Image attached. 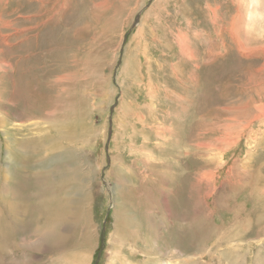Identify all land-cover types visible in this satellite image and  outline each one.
Here are the masks:
<instances>
[{"label":"rangeland","instance_id":"obj_1","mask_svg":"<svg viewBox=\"0 0 264 264\" xmlns=\"http://www.w3.org/2000/svg\"><path fill=\"white\" fill-rule=\"evenodd\" d=\"M0 90V184L1 169L21 179L19 216L0 192V264H264V0H0ZM75 187L78 223L33 248L36 202ZM242 191L259 217H233Z\"/></svg>","mask_w":264,"mask_h":264},{"label":"bare ground","instance_id":"obj_2","mask_svg":"<svg viewBox=\"0 0 264 264\" xmlns=\"http://www.w3.org/2000/svg\"><path fill=\"white\" fill-rule=\"evenodd\" d=\"M131 13L132 12H130V15H131ZM255 22V21H254ZM253 23V22H252ZM9 25V24H8ZM251 30V29H250ZM247 34V33H246ZM237 36V34H235L234 33V35H232V36ZM235 36V37H236ZM233 38V37H232ZM236 39H237V37H236ZM239 39L240 38H238V41H239ZM234 40V39H233ZM238 41H236V42H234V44L236 43V46H237V44L239 45V47H238V49H239V51L241 50L240 49V47H242L243 45H240V42H238ZM245 46V45H244ZM250 48V47H249ZM243 50H245V51H247L246 50V47H245V49H243ZM243 50H241V51H243ZM251 50H253L252 48H251ZM238 52V51H237ZM254 52V51H253ZM241 53H243V52H241ZM247 53V52H246ZM246 53L244 54V55H246ZM249 53V52H248ZM240 54V53H239ZM243 55V54H242ZM240 56V55H239ZM21 70V69H20ZM193 76H195V75H193ZM194 78H196V77H194ZM19 80V79H18ZM197 80V79H196ZM16 84H18V83H16ZM15 84V85H16ZM16 87V86H15ZM19 88H21V87H19ZM23 88V87H22ZM1 91V90H0ZM4 91V90H3ZM205 91V90H204ZM9 92V91H8ZM2 93V92H1ZM1 93H0V108H1V103H2V99H1ZM5 93V92H4ZM26 94H27V92H26ZM9 95V94H8ZM25 96H27V95H25ZM30 96H32V95H30ZM13 97V96H12ZM15 97V96H14ZM18 97V96H17ZM182 97V96H181ZM208 98V97H207ZM7 98H5V100H6ZM13 99V98H12ZM12 99H11V101H12ZM186 99V98H185ZM9 100V99H8ZM7 100V101H8ZM197 103V102H196ZM252 103V102H251ZM244 104V103H243ZM259 104V103H258ZM247 105V104H246ZM254 105V104H253ZM247 106H249V103H248V105ZM261 106V105H260ZM259 106V107H260ZM264 106V105H263ZM243 107V106H242ZM252 106H250V108H251ZM254 108H255V106H253ZM262 107V106H261ZM261 107H260V109H261ZM247 109V108H246ZM240 110H242V109H240ZM245 110V109H244ZM252 110V109H251ZM254 110H256V109H253L252 111L254 112ZM259 110V109H258ZM239 111V110H238ZM243 111V110H242ZM257 111V110H256ZM262 111H264V109H262V110H259V112H261L262 113ZM50 113H52V112H50ZM240 113V112H239ZM248 113V112H247ZM247 113H244V114H246V117H247ZM261 113H260V115H261ZM249 114V113H248ZM242 115V117H243V114H241ZM264 115V114H263ZM0 116H1V109H0ZM249 116L251 117V115L249 114ZM257 116H258V114H257ZM262 116V115H261ZM3 118L4 117H1V121L0 122H3ZM241 118V117H240ZM245 118V117H244ZM258 118H260V117H258ZM257 117H256V119H258ZM252 119H253V117H252ZM5 120V119H4ZM71 120V119H70ZM80 120V119H79ZM232 120H234V119H232ZM248 121H249V119H247ZM254 120H255V118H254ZM6 121V120H5ZM64 121V120H63ZM76 121V120H75ZM236 121V120H235ZM245 121V120H244ZM243 121V122H244ZM251 121V120H250ZM256 121V120H255ZM258 121V120H257ZM17 122V121H16ZM65 122V121H64ZM72 122L73 121H71V124H72ZM77 122V121H76ZM78 123H79V121H78ZM248 123V122H247ZM73 124H74V122H73ZM72 124V125H73ZM65 125V124H64ZM75 125V124H74ZM246 125V124H245ZM243 126V128L244 127H248V126ZM6 126V125H5ZM8 126V125H7ZM238 126H240V124H238ZM15 127V126H14ZM6 128H8V127H6ZM72 128V127H71ZM70 128V126H69V129L70 130H72ZM77 128V127H76ZM227 128V127H226ZM230 128H232V127H230ZM241 128V127H240ZM70 130H68V131H70ZM234 129L232 128V131H233ZM237 131V130H236ZM235 131V132H236ZM235 132H234V134H235ZM254 132V131H253ZM8 133V132H7ZM66 133V132H65ZM70 133H72V131L70 132ZM251 133V132H250ZM62 136H64V131H63V134H62ZM236 136H237V134H236ZM227 137H229V136H227ZM60 138V137H59ZM61 138H63V137H61ZM232 138H235V137H232ZM240 138H241V136H240ZM253 138V137H252ZM251 138V139H252ZM78 139V138H77ZM256 139V138H255ZM87 140V139H86ZM233 140V139H232ZM239 140V139H238ZM250 140V139H249ZM63 141V140H62ZM73 141H75V140H73ZM72 141V142H73ZM252 141V140H251ZM222 142H224L223 140H222ZM234 142H235V140H234ZM234 142L233 141H231V139L228 141V142H225L224 143V145L221 143V146H220V151L221 152H225V150L227 149V148H229V147H231L233 144H234ZM237 142V141H236ZM57 143V142H56ZM254 143V142H253ZM58 144V143H57ZM62 144V143H61ZM64 144V143H63ZM200 144V143H199ZM203 144V143H202ZM205 144V143H204ZM204 144H203V146H204ZM53 145H54V143H53ZM209 145V144H208ZM205 146H207V145H205ZM234 146V145H233ZM53 147V146H52ZM62 147V149H64V151L63 152H61L60 153V156H61V158H63V154L64 153H66V152H71V154H73V157H72V161L74 160V156L76 155L77 156V154H78V152H80V150L81 149H77V150H73V149H68V150H65V148H67L66 146H61ZM198 147H199V145H198ZM211 147V146H210ZM54 148H56V147H54ZM58 148V147H57ZM60 148V147H59ZM213 148V147H212ZM42 149V148H41ZM46 149H47V147L45 148V151H46ZM219 149V148H218ZM53 150V149H52ZM185 151V150H184ZM88 152V151H87ZM6 153V156L4 157V159H3V163H5V164H7V165H11V166H14V161H13V158H12V155L10 156V154H9V152L8 151H6L5 152ZM55 153H57V154H59V150L58 151H56ZM186 153V152H185ZM189 153V152H188ZM56 154V155H57ZM70 154V153H69ZM68 156V155H67ZM89 157V156H88ZM55 158V157H54ZM58 160V162L60 163L59 165H60V167H59V175H61V174H63L65 171V173H64V182H78L80 179L79 178H76V175L74 174V173H71V174H69V173H67V170L65 169V167H66V165H65V163H64V160H62V159H60V157L58 156V157H56ZM89 159H90V157H89ZM56 159H54V161H55ZM66 160V159H65ZM91 161H93L92 159H90ZM11 161H13V163L11 162ZM56 161V162H57ZM57 162V163H58ZM77 163V162H76ZM75 163V164H76ZM142 163V162H141ZM71 164H73V163H71ZM58 165V166H59ZM87 165H88V162H87ZM57 166V165H56ZM70 166V165H69ZM68 166V167H69ZM72 166V165H71ZM92 166V168H93V171L95 170H97V166H94V165H91ZM258 166V165H257ZM52 168V167H51ZM56 168V167H55ZM67 168V167H66ZM73 168V167H72ZM25 170V169H24ZM1 175H3L4 176V179H5V181H4V187H3V185L1 186V184H0V192L3 190H5L7 193H8V196L6 197V198H8L7 199V201H8V205H9V208H13L14 209V206H15V204H16V200H13V198H15V197H17V195H16V191L18 190V184H17V181H20L21 179H17V178H15V180L14 179H11V177L10 176H12V172L14 171V169H13V171L11 172V171H7L6 172V170H4V169H1ZM47 171L48 170H44V168L43 167H40L39 169H37V171H36V173L35 174H37V175H39V176H45V177H48L47 176ZM54 171V170H53ZM230 171V170H229ZM97 172V171H96ZM55 174H56V171L54 172ZM215 173H217V172H212V174H204V175H200L199 174V178H202L203 180H209V181H211V182H213L214 181V178H215ZM255 174H257V173H255ZM48 175H49V172H48ZM52 175V174H51ZM57 175V174H56ZM94 175L92 174V177H93ZM200 176H202V177H200ZM253 176H255V175H253ZM51 177V176H50ZM54 177V176H53ZM58 177V176H57ZM56 177V178H57ZM91 177V178H92ZM88 178V181H90L91 180V178L90 177H87ZM58 179V178H57ZM22 180H24L23 178H22ZM238 180V179H237ZM257 180L258 181H260V179H258V177L256 176L255 178H248L247 179V181L245 182L246 183V186L245 187H249V186H251V191H252V188H257V189H259V187L257 186ZM62 182H63V180H61ZM6 182H8V183H13V185H14V187H15V189H12L11 191L8 189V188H6L5 187V183ZM61 182V183H62ZM63 182V183H64ZM50 183H51V181H50ZM240 183V182H239ZM43 184H45V182H43ZM191 184V183H190ZM48 185V184H47ZM52 186H53V184H52ZM60 186H61V184H60ZM70 186V185H69ZM22 187V185L20 186V188ZM48 187H49V185H48ZM68 187V186H67ZM79 188H81V187H79ZM45 190H46V188H45ZM49 190H51V189H49ZM72 190V189H71ZM2 191V192H3ZM4 191V192H5ZM53 191V190H52ZM75 191V192H74ZM74 191H71L70 192V198L69 197H67V198H65L69 203L68 204H66L65 202H64V200L62 201V197H63V195H62V197L60 198V199H58L57 198V195L55 196L53 193H49V192H47V195L49 196L48 197V199H47V202L46 203H41V202H36L37 203V207H43V209L45 208V210H46V213H47V211H48V215H47V217H44V225L41 227V228H35L34 229V231L36 232V235H37V239H36V241H37V246L35 247L34 245V247L33 248H37V249H42V250H47V248L48 249H57V246H59L61 243H62V241H63V238H65V235L64 234H62V230H65L66 228H71V227H74L75 226V223H78V215H79V204L78 203H74L76 200H75V198H73V196H79V194H80V189H76V187L74 188ZM5 192V193H6ZM56 193V192H55ZM64 193V192H63ZM214 193V192H213ZM255 193H257V192H255ZM28 194V193H27ZM39 194V190H38V192L35 194V196L36 195H38ZM62 194V193H61ZM208 194V196H207V198H210L211 197V195H210V193H207ZM240 194H242V196H243V199L240 201V203L239 204H237L238 203V201H239V198H240V196L239 197H237V200L236 201H234L233 203H232V206L234 207V211L232 212L233 213V217L234 216H236V215H238L239 213L238 212H242V213H247V214H249V215H255V213H257V210L259 209V207H258V209H255L254 207H248V205H247V201H249L247 198H249V196L252 194L251 192H249L248 191V194H247V198H245V195H244V191H242ZM29 196V195H28ZM32 196V195H31ZM30 196V197H31ZM34 196V197H35ZM85 196H86V198L88 197H90V193L89 194H87V193H85ZM191 196V195H190ZM37 197V196H36ZM33 199V198H32ZM79 199V198H78ZM37 200V199H36ZM253 200L254 201H256L257 202V204H258V201H261L263 204H264V201L262 200V198L260 199L257 195H253ZM35 201V200H34ZM89 201V200H88ZM22 202V201H21ZM31 202V201H30ZM33 205V204H32ZM36 205V204H35ZM259 205H261V204H259ZM31 207V206H30ZM33 207V206H32ZM117 207H118V205H117ZM116 207V208H117ZM261 207H263V206H261ZM29 208V207H28ZM257 208V207H256ZM35 209V208H34ZM37 209V208H36ZM22 210H23V208H22ZM25 210V209H24ZM32 210V209H31ZM226 210V209H225ZM14 211H15V213H16V215L17 216H19V214H18V212L14 209ZM221 211H224V210H222L221 208H213L211 211H210V216H212L213 217V219L215 220H217L216 222H218V223H220L221 225H222V221L223 220H221L222 219V212ZM236 211H238V212H236ZM263 210H261V212H262ZM37 212V211H36ZM259 213H257V216L259 217L260 216V214H261V212L260 211H258ZM30 213V212H29ZM230 213V212H229ZM229 213L227 212V213H223L224 215H229ZM31 214V213H30ZM85 214V213H84ZM28 215V214H27ZM21 216H23V215H21ZM225 216V217H226ZM119 218H121V217H119ZM254 218V217H253ZM252 218V219H253ZM15 219H16V216H15ZM118 219V218H117ZM122 219V218H121ZM120 219V220H121ZM20 220H21V218H20ZM225 221V220H224ZM20 222V221H19ZM121 222V221H120ZM123 222V221H122ZM200 223V222H199ZM203 223V222H202ZM217 223V224H218ZM256 223V222H255ZM119 225H122L121 223H118ZM117 224V222H116V224L114 225V228L115 227H117V226H119ZM19 225V224H18ZM35 226V225H34ZM34 226H33V228H34ZM200 226V225H199ZM188 227V226H187ZM253 227V226H252ZM256 227V226H255ZM180 228V227H179ZM254 228V227H253ZM113 229V228H112ZM191 230H193V228L191 227L190 228ZM189 229V230H190ZM199 229V228H198ZM201 229V228H200ZM207 229V228H206ZM180 230H181V232L183 231V227L181 226V228H180ZM195 230V229H194ZM115 231V230H114ZM198 230L196 229V232H197ZM250 232H251V230H249ZM257 231V230H256ZM187 232H188V229L186 230V234H187ZM254 232V231H253ZM114 233V232H113ZM189 233V232H188ZM198 233V232H197ZM252 233V232H251ZM248 234H249V232H248ZM198 235V234H197ZM115 237V236H114ZM35 238V237H34ZM112 238V237H111ZM189 239H191L190 237H187V240L189 241ZM118 241V240H117ZM220 243V242H219ZM249 243V242H248ZM253 244V243H252ZM36 245V244H35ZM217 245V244H216ZM253 248L254 247H250L249 248V250H247V251H249L248 253H250V256L251 257H253V255H254V250H253ZM229 251H226V253L224 252V254L223 255H225V256H227V255H229V256H227V257H237L236 256V253H233L232 251V249H228ZM250 250H253V252H251ZM86 251V250H85ZM231 251V252H230ZM253 253V254H252ZM199 254V253H198ZM227 254V255H226ZM194 255H196V254H194ZM83 256V255H82ZM78 257V256H77ZM87 257H90L89 256V254H87L86 255V258H85V260H81L79 257H78V259H77V263L78 264H89V260H88V258ZM168 257V256H167ZM203 257H204V255H203ZM212 257H214V255L212 256ZM242 257V256H241ZM83 259V258H82ZM92 259V258H91ZM170 259V258H169ZM168 259V260H169ZM167 260V264H172V262H170V261H168ZM70 262V261H69ZM157 262H159L160 264H162L161 263V259H159V258H155V259H153V264H156ZM234 264H245V261H243V259L241 258L240 259V261H238V262H234Z\"/></svg>","mask_w":264,"mask_h":264},{"label":"water","instance_id":"obj_3","mask_svg":"<svg viewBox=\"0 0 264 264\" xmlns=\"http://www.w3.org/2000/svg\"><path fill=\"white\" fill-rule=\"evenodd\" d=\"M137 20H138V15L135 17V19H134V21H133V24H132V26H134V25H135V23L137 22Z\"/></svg>","mask_w":264,"mask_h":264}]
</instances>
